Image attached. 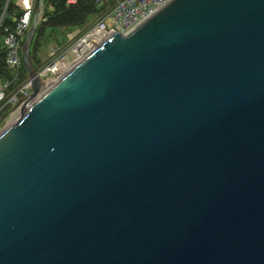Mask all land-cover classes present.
<instances>
[{"label": "water", "instance_id": "95a60500", "mask_svg": "<svg viewBox=\"0 0 264 264\" xmlns=\"http://www.w3.org/2000/svg\"><path fill=\"white\" fill-rule=\"evenodd\" d=\"M43 8L0 133V264H264V0H166L40 92Z\"/></svg>", "mask_w": 264, "mask_h": 264}, {"label": "built area", "instance_id": "2783aa9c", "mask_svg": "<svg viewBox=\"0 0 264 264\" xmlns=\"http://www.w3.org/2000/svg\"><path fill=\"white\" fill-rule=\"evenodd\" d=\"M66 4H74L77 0H65ZM166 0H94V3L101 8V15L91 26L84 28L78 43L87 41L93 49L107 35L120 32L128 34L132 32L140 21L152 13ZM10 4H13L15 12L9 11ZM37 0H5L0 10V54L3 56L0 71V112L7 104H11V110L5 112L0 118V133L4 130V126L15 119L17 111L26 99L31 95L32 80L26 72L24 77L22 47L27 33L31 27L33 16L36 9ZM44 12V8H43ZM46 18L41 15L40 21ZM39 21V22H40ZM82 33V29H77L69 38L76 34ZM78 44V45H79ZM74 46L71 50L73 51ZM51 59L34 69L36 76L42 81L39 88L43 92L52 83L57 81L64 73H66L72 64L78 59H74L68 64L63 65L66 57L65 50H59L57 45H53ZM67 67V69H66ZM26 71V70H25ZM10 113L6 124L3 118ZM17 118V117H16ZM15 121V120H14ZM13 121V122H14Z\"/></svg>", "mask_w": 264, "mask_h": 264}, {"label": "rangeland", "instance_id": "374dc122", "mask_svg": "<svg viewBox=\"0 0 264 264\" xmlns=\"http://www.w3.org/2000/svg\"><path fill=\"white\" fill-rule=\"evenodd\" d=\"M13 2L16 0H12ZM95 5V4H94ZM45 7V5H44ZM97 11L90 13V19L85 21L82 25L74 28L73 30H70V28L65 27V24L68 23L64 22V24H62L64 27H58V26H53L51 24H44L43 28L41 29V31L39 33H37L38 27L36 28V32L31 44V50H30V58L32 61V64H34L36 67H38V65H42V64H46L50 59H51V52L53 51V45H57L59 47V50H65L66 53V63L63 62L62 64L65 65L68 62L72 61L75 57V59H79L81 53L83 54V52H77V49L74 50L75 51V55H74V51H72L71 49L74 46H77L79 43V39L82 37L81 35L84 33L85 30H83L84 28H88V26H91L93 24V22H95L97 19H99L101 13V8L98 9V6L95 5ZM48 14L50 12L53 11V9L55 10V7H53V5L51 3L48 4V6L46 7ZM12 12H15L14 9H12ZM39 26V25H38ZM77 29H82V33L76 34L74 37L69 38V34H71L72 32H74ZM84 35V34H83ZM38 41L37 46H34L35 43ZM84 51L87 50V48H83ZM73 52V56L70 57L69 55L72 54ZM70 57V59H68ZM73 65V64H72ZM67 69V67H66ZM22 74L24 73V77H26V71L25 68L23 67V70L21 71ZM24 104V103H23ZM22 104V105H23ZM21 105V106H22ZM12 105L11 104H7L5 106V108L0 112V118L1 116L11 110ZM11 114L8 112L7 115L3 118L5 121L3 122L2 125L6 124L9 116ZM18 118V111L17 114L15 116V120ZM14 120H12L11 122H9L8 124L11 125L13 123ZM6 124L4 126V129H6L9 125ZM8 125V126H7Z\"/></svg>", "mask_w": 264, "mask_h": 264}, {"label": "trees", "instance_id": "16d2710c", "mask_svg": "<svg viewBox=\"0 0 264 264\" xmlns=\"http://www.w3.org/2000/svg\"><path fill=\"white\" fill-rule=\"evenodd\" d=\"M4 3L5 0H0V10L3 7ZM49 3H51L53 7H55V10L53 9V11L48 14L46 7ZM94 4V0H77L74 4H66L65 0H45L43 17H45L46 19L39 22V26H37V33L41 31L44 24L46 23L53 26L64 27L62 24L67 21L68 23L65 24V27L73 30L74 28L82 25L85 21L89 20V15L90 13H92V11H97L95 7L96 4ZM12 9L13 4H10L9 11H12ZM98 9L100 8L98 7ZM37 43L38 41L34 46H37ZM2 66H4L3 56L2 54H0V71L3 70Z\"/></svg>", "mask_w": 264, "mask_h": 264}, {"label": "bare ground", "instance_id": "6f19581e", "mask_svg": "<svg viewBox=\"0 0 264 264\" xmlns=\"http://www.w3.org/2000/svg\"><path fill=\"white\" fill-rule=\"evenodd\" d=\"M83 48H87V50L84 51ZM90 48H92V47H91V45H90L87 41H82V42H80V44L77 45V46L74 48V50L77 49V52H80V53L83 52V54L81 53V55H80V57H79L78 60H80V59L83 58L86 54H88V53L90 52V50H91ZM74 50H73V51H74ZM74 55H75V51H74ZM69 56L72 57V56H73V52H72V54H70ZM70 57H69L68 59H70ZM66 58H67V57H65L64 60H66ZM74 59H75V57H74ZM74 59H73V60H74ZM78 60H77V61H78ZM63 62L66 63V61H63ZM67 64H68V63H67ZM72 66H74V64H73ZM72 66H71V67H72ZM71 67H70V68H71ZM28 108H29V107H28ZM14 120H15V119H14ZM8 125H9V124H8ZM8 125H7V126H8Z\"/></svg>", "mask_w": 264, "mask_h": 264}, {"label": "flooded vegetation", "instance_id": "af4514ba", "mask_svg": "<svg viewBox=\"0 0 264 264\" xmlns=\"http://www.w3.org/2000/svg\"><path fill=\"white\" fill-rule=\"evenodd\" d=\"M45 1V0H44Z\"/></svg>", "mask_w": 264, "mask_h": 264}]
</instances>
